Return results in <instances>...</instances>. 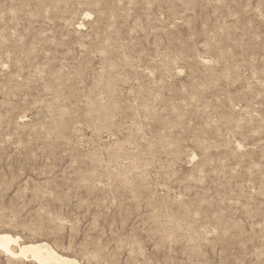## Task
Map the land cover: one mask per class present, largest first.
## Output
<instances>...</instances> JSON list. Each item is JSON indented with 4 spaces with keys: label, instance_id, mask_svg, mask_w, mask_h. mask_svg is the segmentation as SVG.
Segmentation results:
<instances>
[{
    "label": "rangeland",
    "instance_id": "rangeland-1",
    "mask_svg": "<svg viewBox=\"0 0 264 264\" xmlns=\"http://www.w3.org/2000/svg\"><path fill=\"white\" fill-rule=\"evenodd\" d=\"M0 231L264 264V0H0Z\"/></svg>",
    "mask_w": 264,
    "mask_h": 264
},
{
    "label": "bare ground",
    "instance_id": "bare-ground-1",
    "mask_svg": "<svg viewBox=\"0 0 264 264\" xmlns=\"http://www.w3.org/2000/svg\"><path fill=\"white\" fill-rule=\"evenodd\" d=\"M0 253L29 258L37 264H80L75 258L57 252L45 241L23 242L19 236L5 231H0Z\"/></svg>",
    "mask_w": 264,
    "mask_h": 264
}]
</instances>
